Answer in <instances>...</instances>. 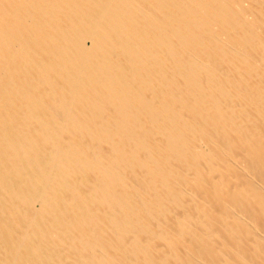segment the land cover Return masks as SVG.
<instances>
[{
    "label": "bare ground",
    "instance_id": "obj_1",
    "mask_svg": "<svg viewBox=\"0 0 264 264\" xmlns=\"http://www.w3.org/2000/svg\"><path fill=\"white\" fill-rule=\"evenodd\" d=\"M0 264H264V0H0Z\"/></svg>",
    "mask_w": 264,
    "mask_h": 264
}]
</instances>
